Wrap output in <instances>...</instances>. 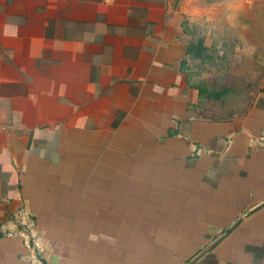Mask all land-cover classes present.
I'll list each match as a JSON object with an SVG mask.
<instances>
[{"label":"crops","instance_id":"1","mask_svg":"<svg viewBox=\"0 0 264 264\" xmlns=\"http://www.w3.org/2000/svg\"><path fill=\"white\" fill-rule=\"evenodd\" d=\"M246 2L0 0V264H264V81L215 120L189 69L253 68Z\"/></svg>","mask_w":264,"mask_h":264},{"label":"rangeland","instance_id":"2","mask_svg":"<svg viewBox=\"0 0 264 264\" xmlns=\"http://www.w3.org/2000/svg\"><path fill=\"white\" fill-rule=\"evenodd\" d=\"M207 33L206 29L200 30L199 34L195 32L199 38L206 37ZM207 38L213 48L200 54L189 66L193 81L203 91L198 113L215 120L241 115L250 103L251 93L262 87L264 69L256 70L254 65L247 67L250 64L249 49L236 48L233 35L227 31L216 27L210 30ZM252 54V64H255L254 52ZM213 93L218 98H214Z\"/></svg>","mask_w":264,"mask_h":264},{"label":"water","instance_id":"3","mask_svg":"<svg viewBox=\"0 0 264 264\" xmlns=\"http://www.w3.org/2000/svg\"><path fill=\"white\" fill-rule=\"evenodd\" d=\"M251 4H252V0H247V2L245 4V10H246V14L248 15V17L250 15H252V13H251L252 5ZM252 22H254V21H251V23ZM263 23H264V21L263 20L261 21L259 19V38L262 39L263 42L261 43L259 50L257 48H253L254 49L253 52H254V55H255L254 57L256 59V60H254L255 61L254 68L256 70L264 69V44H263L264 43V40H263L264 39V33L262 31V29H264ZM263 79H264V76L262 77L261 81ZM255 94H256V92L255 93H251L250 103H249L248 107L245 109V111L242 114H244L247 111V109L249 108V106H250V104L252 102V99L255 96Z\"/></svg>","mask_w":264,"mask_h":264},{"label":"trees","instance_id":"4","mask_svg":"<svg viewBox=\"0 0 264 264\" xmlns=\"http://www.w3.org/2000/svg\"><path fill=\"white\" fill-rule=\"evenodd\" d=\"M195 50V55L199 57L200 54L204 53L206 51L205 48H193ZM211 91H214L213 89H211ZM203 94V91L199 88V96H201ZM214 95V98H218V95H215L214 93L212 94ZM212 95H209L212 97Z\"/></svg>","mask_w":264,"mask_h":264}]
</instances>
